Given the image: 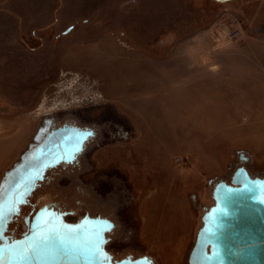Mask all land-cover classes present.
Masks as SVG:
<instances>
[{"label":"rangeland","instance_id":"rangeland-1","mask_svg":"<svg viewBox=\"0 0 264 264\" xmlns=\"http://www.w3.org/2000/svg\"><path fill=\"white\" fill-rule=\"evenodd\" d=\"M173 66L189 90L157 96ZM41 107L97 135L78 164L51 173L48 201L69 222H114L113 255L188 264L206 189L241 164L264 172V0H0V165L21 137L14 118ZM142 141L162 163L135 158ZM164 166L169 192L147 180ZM177 235L186 245L167 249Z\"/></svg>","mask_w":264,"mask_h":264},{"label":"water","instance_id":"water-1","mask_svg":"<svg viewBox=\"0 0 264 264\" xmlns=\"http://www.w3.org/2000/svg\"><path fill=\"white\" fill-rule=\"evenodd\" d=\"M70 133L76 152L92 135L79 127ZM69 146L64 138L49 141L31 162L17 163L6 173L0 185V264H154L147 256L131 254L116 260L106 249L114 222L88 214L69 222L66 213L48 209L34 217L21 238L6 236L36 184ZM239 180L214 188V204L201 217L188 264H264V178L244 171Z\"/></svg>","mask_w":264,"mask_h":264},{"label":"flooded vegetation","instance_id":"flooded-vegetation-1","mask_svg":"<svg viewBox=\"0 0 264 264\" xmlns=\"http://www.w3.org/2000/svg\"><path fill=\"white\" fill-rule=\"evenodd\" d=\"M81 128L84 130H90L92 131V135L88 137L82 144V148L79 152H76L75 150L76 143H75V138L72 137L70 131H73L75 128ZM97 135L95 134L93 128L91 125H81L78 124L73 118H66L64 120H56L53 117H43L42 120L40 121L39 128L37 130V133L34 136L33 143L31 146L25 151L23 156L21 157L19 163L22 162H31L34 158V156L37 154L39 148H42L44 146L48 147L49 141H53L55 139H61L64 138L66 141H69V148L67 150L61 149L60 154L58 155V164L54 168H49L46 170L43 180L38 182L36 186L34 187V190L32 191L31 195L29 196L26 205L21 207L19 214L14 218V220L10 223L8 227V231L6 233V236L11 238L12 240L14 239H19L23 235H25L29 229L31 228V223L36 217V215L43 211V212H48V209H53L54 211L58 213H66V218L68 216L72 215V211H66L65 209H62L60 206L57 205L54 201H48V182L52 180V175L51 173L55 170L58 169H65L66 167H69L71 165L78 164L81 155L85 152L86 145L87 143L95 138ZM77 141V140H76ZM74 152V154H73ZM240 158L241 159H246L247 161H250L249 157L245 156V154L240 153ZM74 156V158H73ZM245 164H241L236 166V168L229 174L227 177H225L222 180H217L213 184V188L211 191V199H212V192L214 188L220 184L225 182L226 184H231V181H240V176H242V173L244 171L249 174L251 178H264V172L262 173H254L252 170L249 168H246L247 166H244ZM37 194V195H36ZM36 195L35 199L33 202L29 203L31 198ZM214 204V200L212 199V204L208 206L207 208L204 206L202 215ZM85 215V214H84ZM201 215V216H202ZM79 218V217H78ZM77 218V219H78ZM76 219V220H77ZM74 220V221H76ZM201 221V218H200ZM201 227V226H200ZM199 227V228H200ZM199 230V229H198ZM197 230V231H198ZM195 242V241H194ZM194 245V243H193ZM193 245L191 246L188 257L191 253V250L193 248ZM116 260H121L125 258L126 254H119V255H113Z\"/></svg>","mask_w":264,"mask_h":264},{"label":"crops","instance_id":"crops-1","mask_svg":"<svg viewBox=\"0 0 264 264\" xmlns=\"http://www.w3.org/2000/svg\"><path fill=\"white\" fill-rule=\"evenodd\" d=\"M63 59H64V57L62 58V60ZM62 63H63V61H62ZM164 70H163V72H161V77L160 78H162V79L160 80L159 75H158L157 79L154 80V82H156L157 85H159L160 83H162V88L160 90H158V91H155V93H156L157 96L160 95V94H164V93L165 94H170V92H173L175 94V93L184 92V91L187 92V90H189V87H187L188 89L185 88V90L182 91L181 90V86H183V84L184 85H187V86H191V82L192 81H191L190 78H184V77L181 78V76L178 78L177 77V74L175 73V71L177 70V68H175L174 66H173V68H171V69L168 70L167 74L165 73ZM165 82L170 83V85L169 84H165ZM145 83L146 82H144V81L142 82L143 85ZM145 87L146 88L148 87L147 84H145ZM112 100L113 101H117V99H114V98ZM116 105H117V108H119L125 114H131L128 106L125 107V106H123V105H121L119 103L118 104L116 103ZM38 128H39V126L37 127V129H36V131H35L32 139L28 143L26 149L21 152V154L19 155V158L12 164V167L15 164L19 163V161H20L21 157L23 156V154L25 153V151L31 146V144L33 143L34 136L37 133ZM133 128H134V130H135L136 133H140V134L143 133V131L140 130V128H137V127H133ZM128 133L129 134L130 133L131 134H134L133 131L132 132H128ZM144 144L145 143L142 141L141 144H140L141 146L137 148L136 153H135V158H137L141 163H144V162H146V163H156V162L162 163L163 158L165 156H163V154L159 153L158 150L155 151V150H151L149 148L148 149L143 148L144 147ZM240 153H242V152H240ZM243 154H245V153H243ZM247 157H249V156H247ZM140 162H139V164H140ZM11 168H8V169H6L4 171V173H3V175H2V177L0 179V185H1V183H2V181L4 179V177H5L6 173ZM166 169H168V167H165L164 166L162 172H158V173L149 172L151 174L148 175L147 172H143L142 171V174H146L147 173V175L150 176V178L149 177L147 178L148 181L151 178L162 181L163 182V191L169 192L172 189V187H173L172 181H174L175 174H174V171L171 170V172H170L169 170H166ZM140 177L138 178V180H145V178L143 177V175H141ZM147 180H145V181H147ZM164 183H165V185H164ZM183 195L185 197V191H183ZM158 238H159V240H161V238H164V236L163 235H160ZM186 240L184 241L183 238H179L178 235H177V237H171V238L164 239L163 245L166 248H169V247H172V246L174 247L176 245L184 246V245H186ZM147 257H149L155 263L158 264L156 258H153L152 256H147Z\"/></svg>","mask_w":264,"mask_h":264},{"label":"bare ground","instance_id":"bare-ground-1","mask_svg":"<svg viewBox=\"0 0 264 264\" xmlns=\"http://www.w3.org/2000/svg\"><path fill=\"white\" fill-rule=\"evenodd\" d=\"M22 100L20 99H14L13 100V104H19ZM41 111L38 112L36 114V116H33L32 118L29 119H20L17 117V120L14 118L13 120V126L14 127H18V130H21V137L18 138L17 142H15L13 149L11 150V152L1 161V165H0V179L4 173V171L8 168L12 167V164L19 158V155L21 154L22 151H24L28 145V143L31 141L37 127L40 125V121L42 120L43 117L46 116V113L48 114V112L46 110H44V107H41ZM5 118L4 115H0V119ZM13 128H9V132L12 131ZM264 153V150H263ZM84 154L81 155L80 159L82 158ZM250 159V157H249ZM231 172L228 173V175ZM211 191H212V184L206 189V195L208 196V199L211 198ZM209 202V201H208ZM210 203V202H209ZM208 206V205H205ZM202 215V212H201ZM200 218L199 217V225H197V227L194 229L193 231V236L190 239V241L187 243L188 247L186 249L185 252V260H187V256H188V252L189 249L191 248L192 243L195 240V236H196V232L198 230V228L201 226V222H200ZM168 249V248H167Z\"/></svg>","mask_w":264,"mask_h":264},{"label":"trees","instance_id":"trees-1","mask_svg":"<svg viewBox=\"0 0 264 264\" xmlns=\"http://www.w3.org/2000/svg\"><path fill=\"white\" fill-rule=\"evenodd\" d=\"M155 264V263H154Z\"/></svg>","mask_w":264,"mask_h":264}]
</instances>
